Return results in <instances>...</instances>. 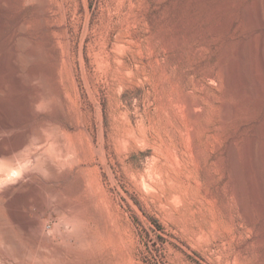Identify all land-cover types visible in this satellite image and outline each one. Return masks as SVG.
Listing matches in <instances>:
<instances>
[{
    "label": "rangeland",
    "instance_id": "rangeland-1",
    "mask_svg": "<svg viewBox=\"0 0 264 264\" xmlns=\"http://www.w3.org/2000/svg\"><path fill=\"white\" fill-rule=\"evenodd\" d=\"M0 1V264H264V0Z\"/></svg>",
    "mask_w": 264,
    "mask_h": 264
},
{
    "label": "bare ground",
    "instance_id": "bare-ground-1",
    "mask_svg": "<svg viewBox=\"0 0 264 264\" xmlns=\"http://www.w3.org/2000/svg\"><path fill=\"white\" fill-rule=\"evenodd\" d=\"M12 1L14 2V1H19V0H12ZM30 1H31V0H30ZM0 2H1V1H0ZM0 5H1V3H0ZM12 5H13V4H12ZM44 11H45V10H44ZM258 11H259V9H258ZM261 12H262V8H261ZM45 14H46V13H45ZM43 15H44V14H43ZM262 20L264 21V15H263V14H262ZM21 22H22V21H21ZM21 22H20V23H21ZM20 28H21V27H20ZM22 28H23V27H22ZM22 28H21V29H22ZM23 30H24V29H23ZM262 49H263V48H262ZM187 103H188V102H187ZM187 103H186V104H187ZM195 105H196V104H195ZM197 105H198V104H197ZM197 105H196V106H197ZM3 122H4V121H3ZM6 126H7V125H6ZM6 126H5V127H6ZM12 126H13V125H12ZM14 126H15V125H14ZM3 128H4V127H3ZM7 131H8V130H7ZM18 132H19V130H18ZM20 132H21V131H20ZM20 132H19V133H20ZM16 134H17V133H16ZM17 136H18V135H17ZM7 138H8V137H7ZM12 138H14V136H13ZM26 142H27L26 137L24 138V137H22V136H18V137H15L14 140H12L11 143H12V146H13L14 148H18V147L23 146ZM249 166H250V165H249ZM253 183H254V181H253ZM81 239H82V238H81ZM89 241H91V240H89ZM89 241H88V242H89ZM82 242H83V241H82ZM88 242H87V241H86V242H83V243H84V246H86V244H88ZM89 244H90V243H89ZM89 244H88V245H89ZM88 245H87V246H88Z\"/></svg>",
    "mask_w": 264,
    "mask_h": 264
}]
</instances>
